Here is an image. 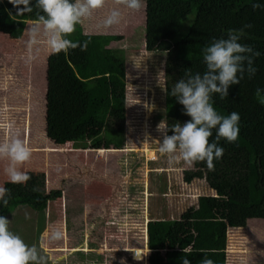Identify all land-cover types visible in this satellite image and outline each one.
<instances>
[{
  "label": "trees",
  "instance_id": "trees-1",
  "mask_svg": "<svg viewBox=\"0 0 264 264\" xmlns=\"http://www.w3.org/2000/svg\"><path fill=\"white\" fill-rule=\"evenodd\" d=\"M144 2L146 51L164 53L165 122L169 127L190 120L183 105L169 92L177 80L187 79L185 69L192 75L206 71L201 50L213 38L227 39L228 30L243 28L239 42L260 53L253 59L254 76L245 75L229 89L225 99L221 100L218 94L212 97L213 106L221 115L239 114L237 140L219 142L223 155L213 160L211 171L204 162H198L184 174L188 183L205 180L214 194L200 196L198 205L190 206L178 219L160 217L145 224L149 264H181L183 249L190 250L187 258L191 264H201L205 255L214 264H227L228 229L246 227L249 219L264 220V105L255 97L258 87L264 89V8H252V3L264 5V0ZM33 8L31 13L18 15L8 0H0V32L15 37L23 35L28 21H39L43 15L35 5ZM65 38L78 46L50 54L47 59V136L59 145L74 142L100 149L99 152L107 150L101 155L110 152L109 148L124 150L126 56L124 51L111 46L123 37L87 34L77 24ZM214 137L215 130L209 142ZM24 141L32 151L26 135ZM42 150L74 149L69 144L67 148ZM5 188L9 190L8 203L0 206V215L4 217L18 205L43 212L49 201L61 195L60 190L44 196L29 194L22 184L7 183ZM126 250L135 261L145 258V247Z\"/></svg>",
  "mask_w": 264,
  "mask_h": 264
},
{
  "label": "rangeland",
  "instance_id": "rangeland-1",
  "mask_svg": "<svg viewBox=\"0 0 264 264\" xmlns=\"http://www.w3.org/2000/svg\"><path fill=\"white\" fill-rule=\"evenodd\" d=\"M114 9L120 12L119 22L106 25ZM78 24L84 33L123 37L111 46L124 51L126 56L124 150L109 148L110 152L101 155L107 150L99 152L100 149L74 142L57 144L59 148L55 146L46 135L45 107L41 101L45 91V57L50 54L43 23H28L25 33L18 37L0 32V83L25 84L34 90L30 110L33 125L28 144L31 148H42L31 151L29 162L22 164L21 171L29 173L28 181L22 185L27 193L40 196L53 190L62 192L45 210L46 222L42 221L43 212L23 205L13 208L5 218L10 231L27 245L36 246L38 256L46 250L53 264L84 261L88 264H149L150 249L144 242L147 221L160 217L178 219L190 206L198 205L200 196L214 193L205 180L185 181V171L193 164L185 162L179 150L174 154L175 159L159 153L163 134L157 131V125L165 121L166 105L164 53L145 50L144 0L138 10L129 9L118 0H103L101 7ZM30 26H38L35 36ZM20 90L23 92V88ZM6 117L11 116L8 113ZM15 138L23 141V133ZM69 144L74 150H42L67 148ZM2 170L0 167V174ZM66 215L67 227L64 225ZM54 229L62 234L58 240L50 239ZM227 238V264H264V220L249 219L246 227L229 228ZM62 245L71 251H61ZM87 245L89 249L85 254L72 251ZM101 247L105 249L103 252ZM134 247H145L144 260L135 261L126 250ZM117 248L119 252L112 250Z\"/></svg>",
  "mask_w": 264,
  "mask_h": 264
},
{
  "label": "clouds",
  "instance_id": "clouds-1",
  "mask_svg": "<svg viewBox=\"0 0 264 264\" xmlns=\"http://www.w3.org/2000/svg\"><path fill=\"white\" fill-rule=\"evenodd\" d=\"M17 9V14L31 13L35 8L43 15L39 21L43 23L44 33L50 54L67 52L70 48L78 45L66 39L81 22L82 18L90 16L92 11L101 7L103 0H8ZM132 10H138L142 0H118ZM22 6V7H21ZM252 8H264L260 3H252ZM120 12L113 10L105 21L106 25L119 22ZM38 21H28V23ZM245 28L251 25H245ZM28 28V24L26 29ZM33 36L38 32V26H30ZM25 33V32H24ZM244 29L228 30L227 39L213 38L202 50L203 63L206 71L190 74L185 69L187 79H179L171 88L169 95L183 105V112L190 120L176 123L170 127L165 121L157 125V131L163 134V140L159 144V153L175 159L174 154L179 150L183 160L188 164L204 162L209 171L213 169V160H219L223 155V148L219 145L221 140L234 143L239 134V114L232 112L221 115L213 106V94H218L221 100L229 95V89L240 83L245 75L251 78L255 75L256 68L253 59L260 55L252 46L242 44ZM84 46H81V51ZM145 50L146 44H145ZM250 54V55H249ZM257 101L264 105V89L255 90ZM215 137L209 142V137ZM168 131L172 134L168 135ZM30 149L20 138H13L8 143L0 144V157H7L10 161L5 169L8 182L12 184H24L28 181L27 173L19 169V165L29 160ZM154 160V159H151ZM9 190L0 186V206L8 203ZM148 223V222H147ZM61 232L54 229L50 239L58 240ZM180 260L181 264H191L187 258L190 250H184ZM41 257L38 256L36 246L27 245L17 234L8 228V219L0 215V264H39ZM201 264H214L213 260L205 257Z\"/></svg>",
  "mask_w": 264,
  "mask_h": 264
},
{
  "label": "crops",
  "instance_id": "crops-1",
  "mask_svg": "<svg viewBox=\"0 0 264 264\" xmlns=\"http://www.w3.org/2000/svg\"><path fill=\"white\" fill-rule=\"evenodd\" d=\"M87 34H98V33H87ZM49 55H47L45 57V60H46V72H45L46 73L45 74L46 79H45V86H44L45 91L43 92V95L41 98V101H43V105L45 107V112H44V114H45L44 115V117H45V119H44L45 128H46V111H47V109H46L47 108L46 107V102H47L46 101V95H47V59H48ZM30 65L31 64H29L28 66L30 67ZM34 65L35 64H33V66ZM20 88H23V92L20 90ZM32 89L30 87H28V85L25 86V84H4V83H0V111H1V109H3V111L0 112V118L2 119V121L0 119V125H2V127L0 128V131H1V133H0V135H1L0 144L8 143V142H10L11 139L15 138L16 135L18 136V135H21L22 133H23L24 138L26 135L28 140H30V136H31L30 132H31L32 125H33V123H32L33 119H31L32 113L30 112L31 108L33 107V102H32L33 99H31V96H32L31 93H33L34 90H32ZM10 109H13V110L10 111ZM7 112L9 113V115L11 117H6V115L8 114ZM15 123H18V125L22 124V127L18 126V125L15 126L14 125ZM16 129H18V131H14ZM49 141L51 142V140H49ZM55 146H57V144H55ZM59 146H61V145H59ZM41 148L42 147H33L31 149H33L32 151H39ZM29 160H30V158H29ZM29 160H27L24 163L25 164L28 163ZM9 163H10V161L7 157H0V167L3 168V170L1 171L3 173L0 174V186H3V187H6V184L9 183L8 182V176L6 175V172H5V169L9 166ZM22 166L23 165H21V167L18 166L20 170H22ZM24 169L25 168H23V170ZM28 174L29 173L27 172V175ZM44 194H46V191ZM61 194H62V192H61ZM53 202H54V199L48 203L47 207H49V204L53 203ZM45 210L43 211L42 221H45V218H44ZM49 215H51V214L49 213ZM65 217L66 218H64V225L67 227V224H68L67 223V220H68L67 215ZM50 219H53V218L51 217ZM155 219H157V218H155ZM47 222H49V220H47ZM60 225L62 226L63 223H61ZM145 231H146V235H147V226H146ZM83 243H84V241H83ZM146 243H147V241H146ZM84 247L85 246L75 247V250H72V251L73 252L76 251L75 253L79 252V253L85 254L86 252H84V251H88L89 246L87 245L86 248H84ZM102 247L100 248L101 252H103ZM147 248H148V246H147ZM60 250L64 251V252L65 251H71L70 248L65 247L63 245L60 248ZM112 250H114L116 252L120 251V250H115V249H112ZM44 252H42V254L40 253L41 255L39 257H41V260H40L39 264H53L54 260L49 258L48 252L46 250ZM73 252H71V253H73ZM90 252H92V250ZM101 252H99V254H98L99 257H100ZM48 261H50V263ZM76 264H88V263L84 261L83 263H76ZM94 264H97V263L95 262Z\"/></svg>",
  "mask_w": 264,
  "mask_h": 264
}]
</instances>
